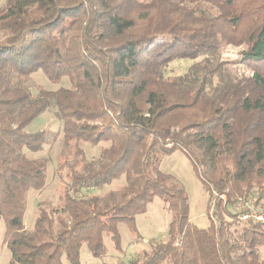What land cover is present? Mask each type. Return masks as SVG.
I'll use <instances>...</instances> for the list:
<instances>
[{
	"label": "trees",
	"instance_id": "obj_1",
	"mask_svg": "<svg viewBox=\"0 0 264 264\" xmlns=\"http://www.w3.org/2000/svg\"><path fill=\"white\" fill-rule=\"evenodd\" d=\"M206 3V7L199 6ZM215 8L216 11H212ZM242 45L250 76L232 77L224 45ZM194 62L164 76L175 61ZM41 71L69 88L39 90L21 79ZM218 84H213V78ZM62 121L67 188L52 207L41 203L24 228L29 191L46 184V161L28 159L57 134L28 132L43 113ZM107 144L96 161L78 143ZM182 152L215 201L214 217L190 222L183 187L161 173L165 156ZM123 178L124 187L100 191ZM264 0H5L0 6V243L7 264H80L85 245L106 256L107 238L120 253L118 225L139 239L136 216L158 197L170 213L166 239L130 264H264V225L240 226L237 197L264 196ZM2 228V234H1Z\"/></svg>",
	"mask_w": 264,
	"mask_h": 264
},
{
	"label": "rangeland",
	"instance_id": "obj_2",
	"mask_svg": "<svg viewBox=\"0 0 264 264\" xmlns=\"http://www.w3.org/2000/svg\"><path fill=\"white\" fill-rule=\"evenodd\" d=\"M4 2L5 0H0V6ZM199 6L205 8L206 3H200ZM211 10L216 11L215 8H211ZM242 49V45L227 44L221 48L219 54V62H222L230 75L235 78L250 76V70L239 63ZM201 60L202 58L192 62L190 60L172 62L165 69L164 76L169 79L181 76L185 74L194 62ZM21 84L31 91L33 97L38 94L39 90L55 91L60 88L67 89L70 87L66 78L61 79L58 83H52L47 80L41 71L33 73L26 79H21ZM213 84L215 86L218 84L216 77L213 78ZM42 130L57 134L54 144L44 147L39 152L22 151V154L28 159H44L46 161V184L44 189L40 192L29 191L27 195L26 211L23 219L24 228L27 231L33 228L41 203L55 207L58 204V197L63 194L64 190L67 188L71 189L66 173L67 164H70L73 160V149L67 153L63 146L62 121L54 110L43 113L26 129L28 132ZM106 146L107 144L91 146L85 142L78 143V147L84 152L86 159L92 161L98 159L100 150ZM159 170L161 173L173 177V181L183 187L188 200L190 222L199 229L207 227L209 223L208 215L210 217L212 206L208 204V194L187 157L180 151H176L170 156H165L160 163ZM124 185L125 181L121 178L100 191L81 190L74 195L82 198H86L88 195L103 197L109 192H118ZM170 218V213L165 209V204L161 199L155 197L147 206L145 213L136 216L139 239H135L126 224L120 223L118 225L121 244L120 253L116 252L108 239L105 238L106 256L94 258L87 247L83 245L79 251V262L80 264H130L132 260L138 257L140 251H149L151 244L165 241ZM210 218L216 219L214 215ZM258 252L260 257L263 258L264 247L258 248ZM9 259V252L0 243V264H7ZM63 264L68 263L63 259Z\"/></svg>",
	"mask_w": 264,
	"mask_h": 264
},
{
	"label": "built area",
	"instance_id": "obj_3",
	"mask_svg": "<svg viewBox=\"0 0 264 264\" xmlns=\"http://www.w3.org/2000/svg\"><path fill=\"white\" fill-rule=\"evenodd\" d=\"M211 201V214H214L215 201L226 202L227 192L213 193ZM232 213L235 215V220L240 226L248 224L264 225V196L259 198L257 195L241 196L234 200Z\"/></svg>",
	"mask_w": 264,
	"mask_h": 264
}]
</instances>
